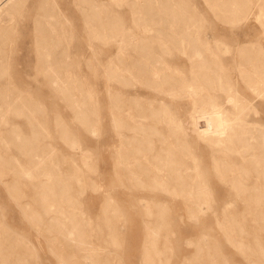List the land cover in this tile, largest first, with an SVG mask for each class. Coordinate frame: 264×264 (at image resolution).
Instances as JSON below:
<instances>
[{"label": "rangeland", "instance_id": "obj_1", "mask_svg": "<svg viewBox=\"0 0 264 264\" xmlns=\"http://www.w3.org/2000/svg\"><path fill=\"white\" fill-rule=\"evenodd\" d=\"M42 1L22 0L21 13L17 6L7 27L0 21V63L5 68L0 85L35 91L51 109L47 127L45 119L33 116L43 117V105L23 110L20 102L7 101L0 111V264H264V198L254 190L260 173L241 153L220 155L228 163L216 164L210 144L179 133L174 169L170 143L165 171L151 166L159 146L156 124H161L154 99L176 97L167 96V85L180 91L184 83L199 80L182 49L189 53L207 46L219 54L216 60L235 67L231 75L240 93L255 99L246 120L264 124V98H256L236 70L239 63L249 62L239 47L252 43L255 63L264 68V56L258 54L264 28L255 20V0H240L246 6L227 13L210 8L217 0H94L100 23L94 46L77 8L87 6L86 0L77 7L74 0H52L44 10L53 25L59 24L62 7L74 19L79 40L52 48V68L57 70L51 92L36 53L34 20L46 18L39 17ZM183 26L192 29L181 35ZM162 27L171 28L165 53L158 37ZM123 34L133 41L119 52ZM158 56L163 59L156 61ZM92 60L98 62L96 75ZM158 62L167 69L154 77ZM211 92L216 101L224 100L225 91ZM95 93L98 111L92 110ZM178 97L180 125L188 126L193 101ZM16 106L20 110H12ZM49 133L53 143L45 154V145L37 149L36 142ZM72 135L82 145L70 142ZM261 142L263 149L255 140L250 153L262 150L264 161ZM163 178L178 180L159 183ZM237 181L240 188H235ZM179 187L185 188L172 189ZM188 192L200 197L184 203L182 195Z\"/></svg>", "mask_w": 264, "mask_h": 264}, {"label": "bare ground", "instance_id": "obj_2", "mask_svg": "<svg viewBox=\"0 0 264 264\" xmlns=\"http://www.w3.org/2000/svg\"><path fill=\"white\" fill-rule=\"evenodd\" d=\"M245 6L246 5L240 0H217L210 5V8L212 10H220L227 13L232 10L244 8ZM255 8L258 9V12H255V20L263 24L264 28V0H255ZM180 29H182L180 31V34L182 35L183 33L190 32L192 28L189 29V27L183 26L180 27ZM170 30L171 28L167 30V28L162 27L158 34V37L162 38L161 48L164 53L167 49L166 38L171 35ZM149 31H151V29H149ZM174 35H176V31L174 32ZM214 40L219 44L222 43L228 45L227 42L222 41L220 38H214ZM131 41H133V38L131 39L123 34L119 43L118 51L122 52L125 45L131 44ZM252 44L250 46L245 45L239 47V53L242 56L245 54L248 57L249 62L246 64L243 63L242 65L244 67L239 63L236 70L241 77H246L245 79L248 80L246 85L251 89V92L255 97L264 98V71L262 72L264 68L259 63H255L256 54L255 50L252 48ZM204 49L191 48L189 53L186 49H182L181 51L191 60L193 64L192 70L198 75L199 80H195L196 82L193 81L188 84L184 83L179 91L181 97L191 98L194 104V108L190 112L188 126L181 124L179 126V133L181 134V137L183 136L185 138L194 135L198 140L210 144L212 150L215 151L212 158L216 164L228 163L220 155L228 157L233 151L241 153L243 159L249 161L248 163L251 168L258 169V172L260 173L258 183L255 184L254 182V190L256 189L257 191V197L262 199L264 198V161H262L260 156H263V151L261 150L262 152L260 151L255 154L254 152L250 153V150L253 151L255 140L258 141L260 148L263 147L261 141L264 139V124L253 120H246L248 109L253 106L252 104L255 99L250 100L248 97L240 93L238 82L231 75V71H233L235 67H232L230 64L225 66L219 59L216 60L219 55L216 51L210 50L207 46ZM260 51L258 54L264 56V47H261ZM159 59L162 60L163 56H158L156 61ZM117 69L118 68L116 67L115 72ZM165 69H167V65L161 66V62H158L157 67H155L153 71L154 77H160L162 71ZM223 76L225 78H223ZM216 88L225 91V98L222 102L216 101V98L211 95V91ZM169 92L171 93V89ZM255 126H257V128H255ZM239 168L244 170L245 166L240 165ZM168 173H170V171H168ZM166 175L168 174L166 173ZM170 177L172 176L169 175L168 178ZM168 178L167 180L166 178H163L159 183L165 182L166 184H174L178 180L176 178ZM180 180L181 182H184L186 178L181 177ZM239 184H241V181H237L235 188H240ZM183 188L185 187L172 189H176L175 191L177 192L178 189L181 190ZM241 188V190H243V187ZM204 189L209 191L210 188L204 187ZM197 197H200L199 192H188L187 195H182L184 203Z\"/></svg>", "mask_w": 264, "mask_h": 264}, {"label": "crops", "instance_id": "obj_3", "mask_svg": "<svg viewBox=\"0 0 264 264\" xmlns=\"http://www.w3.org/2000/svg\"><path fill=\"white\" fill-rule=\"evenodd\" d=\"M56 4L57 1L53 0ZM74 4L77 7V3L79 0H74ZM22 3V0H0V21H2L6 27L8 26L9 23L13 21V16L17 12V6H18V15L21 13L20 12V5ZM43 5H40V8L42 10L39 11V17L42 15L46 18H43L42 20L35 19V31L37 32L36 38L38 39V42L36 43V46L38 47V50L36 53L39 55V70L42 72L46 78V83L48 84V87L50 88L51 92V85H53V72L54 75L56 76L55 71L57 68L53 70L52 68V62L53 59L51 57V52L52 48H57L60 46H74L76 44V41L79 40V38H76L75 31L77 32V28L73 26L74 23H72V19H70L69 15L67 14L66 10L60 9L59 13L61 15V18L58 19L59 24L53 25L52 18H50V15L47 14V12L44 10V7L48 5L51 8L52 0H49V2H45L44 0L42 1ZM48 3V4H46ZM87 6L81 5L78 6V11L80 13V16L82 17V23H83V29L84 31L87 32L88 37H92V46L94 41V37L96 40L99 38V2L94 1V0H86ZM89 3H91V7L89 6ZM16 7V8H15ZM91 8V9H89ZM15 9V11H14ZM63 15V16H62ZM90 15V18H89ZM91 20V25H90V20ZM69 20L71 23H69ZM86 25V26H85ZM6 29V28H5ZM96 32V34H95ZM68 33L72 36L73 39H71V42H69V36ZM89 39L87 40V42ZM75 42V43H74ZM96 46L98 47V41L96 43ZM61 52V51H60ZM59 52V53H60ZM93 61V72H94V66L96 70L98 69V62L97 60H92ZM96 62V64H94ZM5 72V68L3 65L0 63V76L3 75ZM99 74V73H98ZM94 75L95 72H94ZM58 79L60 78L59 75H57ZM158 85V83H157ZM94 89V87H93ZM169 90L170 87L167 85L166 91L167 96H169ZM38 93L35 91H31L29 89H24V88H16L12 83H9L7 86L6 85H0V111H3L6 109L4 104L7 101H11V103L16 104L15 102L18 101L21 104H23L22 109H29V110H37L38 107L37 105H43V117H41L40 113H37V117L35 114H33L34 118H37L38 121H40V118H43L45 120L44 124L47 127V125H50L51 122V114H49L48 108L46 109V106L44 105V102H40L38 97H36ZM171 94L176 97H172L171 99H164L161 97H156L154 100L157 103L155 106V109L157 112L161 113V124L158 123L156 124V131H157V139L159 141V146L155 152V156L150 157L151 159L153 158L154 163L151 162V166H154L156 168H161V174L164 171V168H167L168 162H169V153H168V143L172 144V158H171V163L172 169H174V162L176 164L179 161L178 157V146L177 143L179 142V126H180V121H179V111H178V106H179V86H174V84L171 86ZM8 96H11L10 100L8 99ZM22 98V101H20ZM169 98V97H168ZM149 100H153L152 98ZM25 102L27 103V106H24ZM18 105H20L18 103ZM4 106V107H3ZM174 106V107H173ZM12 110H20L18 106L13 107ZM92 110H99V97L95 93V100H94V94H93V102H92ZM48 113V117H46ZM169 113H171V118H169ZM62 117V116H61ZM0 119H4V116L0 114ZM67 123V121H65ZM160 124V127H164L165 130H167V134H165L164 130H161L158 125ZM171 132V134H169ZM50 139H52L51 134L47 135L44 139H41L40 136H38L37 142L38 148H41V145L44 144V150L46 152L45 154H49V150L51 149V142ZM70 142H75L79 143L82 145L81 139L77 137V135H72V137L69 140ZM152 143L151 140H146ZM148 143L150 146H148L147 150L152 151V144ZM165 143L167 145H165ZM141 147H136V149H139ZM174 148H176L177 154L174 155ZM166 150V151H165ZM166 165V166H165ZM155 172L151 171V174ZM159 173V171L156 172V174ZM178 173L172 171V174ZM159 218V217H157ZM158 236V235H157Z\"/></svg>", "mask_w": 264, "mask_h": 264}]
</instances>
